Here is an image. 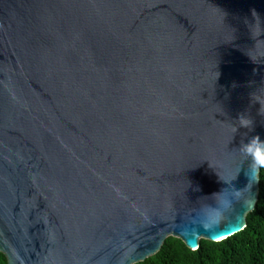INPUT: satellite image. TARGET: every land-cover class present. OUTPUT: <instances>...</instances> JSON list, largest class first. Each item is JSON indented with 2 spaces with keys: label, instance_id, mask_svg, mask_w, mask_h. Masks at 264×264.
<instances>
[{
  "label": "water",
  "instance_id": "water-1",
  "mask_svg": "<svg viewBox=\"0 0 264 264\" xmlns=\"http://www.w3.org/2000/svg\"><path fill=\"white\" fill-rule=\"evenodd\" d=\"M241 115L251 129L227 146ZM252 135L264 0H0L7 264H134L168 236L191 249L174 216L184 189L219 191L211 166Z\"/></svg>",
  "mask_w": 264,
  "mask_h": 264
},
{
  "label": "clouds",
  "instance_id": "clouds-1",
  "mask_svg": "<svg viewBox=\"0 0 264 264\" xmlns=\"http://www.w3.org/2000/svg\"><path fill=\"white\" fill-rule=\"evenodd\" d=\"M251 126L252 120L244 115L231 122L227 146L238 127L251 129ZM227 159V164L217 161L211 166L223 185L219 191L191 202L184 195L186 187L182 194L181 206L174 208L176 226L182 230L192 251L198 248L202 234L207 235L212 242L218 243L233 234L231 229L240 230L245 214L255 208V197L251 189L264 173V140L259 135L250 136L246 142L242 140L239 147L228 148ZM245 164L243 170L247 183L243 187H237L233 182ZM177 217L180 218L179 223ZM225 228L227 230H223Z\"/></svg>",
  "mask_w": 264,
  "mask_h": 264
},
{
  "label": "trees",
  "instance_id": "trees-1",
  "mask_svg": "<svg viewBox=\"0 0 264 264\" xmlns=\"http://www.w3.org/2000/svg\"><path fill=\"white\" fill-rule=\"evenodd\" d=\"M0 264H7L1 251ZM134 264H264V173L255 208L246 214L242 230L218 243L201 238L196 251L180 238L168 236L155 254Z\"/></svg>",
  "mask_w": 264,
  "mask_h": 264
}]
</instances>
